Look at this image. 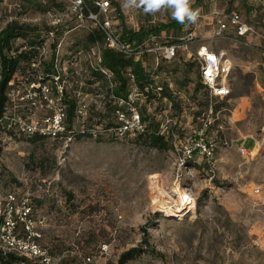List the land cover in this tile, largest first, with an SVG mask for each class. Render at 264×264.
Segmentation results:
<instances>
[{"label":"rangeland","instance_id":"1","mask_svg":"<svg viewBox=\"0 0 264 264\" xmlns=\"http://www.w3.org/2000/svg\"><path fill=\"white\" fill-rule=\"evenodd\" d=\"M117 1L125 26L132 30L175 20L170 8L150 13L139 0L135 6ZM190 6L199 11L190 50L203 45L225 52L232 63L231 99L217 109L220 101L211 102L204 88L194 90V71L188 74L187 86L180 87L184 52L172 64L173 75L162 72L157 81L161 83L163 77L179 89L182 110L174 109L179 115L172 117L187 131L198 129V117L212 108L210 135L218 145L217 179L227 188L198 179L196 214L181 218L182 212L195 208L185 201L188 191L176 176L170 154L137 144L135 136L113 141L102 129L100 141L47 139L34 144L0 129V200L9 193L19 201L28 200L35 242L47 250L53 264H118L122 252L142 243L143 229L158 255L145 253L126 264H264V0H190ZM231 11L240 13L252 28L246 38L216 35L217 14ZM52 20L48 13L37 11L20 19L41 31L44 50L38 59L50 61L58 44L65 60L79 50L88 51L87 32L70 21L59 37L46 35ZM35 64L33 69L39 71L40 63ZM99 87L104 90L99 83L84 90L90 94V112L100 109L104 99ZM18 89L15 100L24 103L19 108L22 114L40 117L44 104L32 106L26 97L30 86ZM160 107L158 101L150 107L157 121L169 113V105L163 111ZM160 212L176 219L164 218ZM17 234L26 237L21 224Z\"/></svg>","mask_w":264,"mask_h":264},{"label":"trees","instance_id":"2","mask_svg":"<svg viewBox=\"0 0 264 264\" xmlns=\"http://www.w3.org/2000/svg\"><path fill=\"white\" fill-rule=\"evenodd\" d=\"M110 1L112 3L113 15L115 17L113 21L114 29L121 39L132 44V46L141 43L149 35L167 37V34H170L171 32L176 33L177 36H168L171 37L169 40L170 43H177V38L183 36L192 27V23L185 22L184 24H181L174 20L170 23L161 24L154 28L140 27L132 30L127 28L124 24L123 15L120 11V3L117 0ZM86 2L88 3V8L92 9V0H86ZM30 11L48 13L53 20L56 17H63L62 22L58 25H48V27H46V35H51V33H53L52 36L56 35V37H59V31L65 24L71 22L75 24V27L78 24L73 14L68 13L67 4L61 0H2L0 3V129H8L7 132L10 136L23 137L34 144L43 142L47 139L72 142L76 139L98 138L96 140L100 141L102 137L100 131L102 129L106 132L108 131L107 133L111 135V140L117 141L127 137H120L115 133L109 132L110 129H113L118 125L116 112L119 107L117 99H127L133 86H136L140 93L137 102L141 107L145 130L142 133L135 135V142L144 145L149 149L169 153L171 162L175 166L178 161V155L175 151L174 145L176 142L183 140L185 135L191 133L193 129L187 131V129L181 126L180 122L174 120L172 117V114H175V112H172L174 109L178 110L179 113L182 110L180 105L182 98L179 95V89L174 87L172 81H167L165 78L160 77L161 83H159L157 78L162 72L168 74L167 76L173 75V72L176 69L172 67V64H174L180 57L185 56L182 54L183 52L180 54L181 51H179L176 58L169 63L160 59L159 64H157L156 61V58H159V55H125L107 48L102 32L91 23H86V28H84L85 32H87L85 35V42L86 45L90 46L87 50L94 49L95 51L101 52V66L105 67L112 73L111 79L108 80L101 71L96 68V63L93 60L83 58L80 60L78 68H76L80 69V76L70 74L68 76H61V78L56 81L54 79V52L56 45L54 46L53 55L50 61L45 62L40 58L38 59V56H42L41 52L44 50V38L40 36L41 31L36 25H30L20 21L23 15ZM245 22L247 23V21ZM226 33L232 34L231 31H227ZM242 38L246 37H241L239 39ZM209 50L212 52H220L211 49ZM79 51L74 54H77ZM185 57V62L183 64V67L185 68V76L183 80L179 81L180 87L185 88L187 86L188 82H190L188 74L191 71H194L196 82L194 90L197 92L199 88H204L207 95H209L207 88L201 82L199 67L196 61L193 58ZM32 61L36 63L38 62V64L40 63L39 71L33 69ZM68 69L70 70V73L73 72L70 66H68ZM152 69H155L156 71L154 70L151 72ZM130 75L134 76L133 83L130 80ZM97 83L104 88L103 90L99 87L102 94L104 93V99L99 103L100 109H94L90 112L91 104L89 105L88 102L90 94L84 90L86 89V86L92 87ZM36 84L46 86L50 98H52L64 110V131L57 134L55 137L43 136L37 132L26 133L20 128V124L23 121H28L29 117L34 113L23 115V109L19 108H24V103H17L16 100L12 99L11 93L19 91L18 88L20 85L28 87ZM69 86H74L76 90H68ZM156 87H162V91L159 93L155 92L154 89ZM229 88L230 94L227 97L214 100L221 102V105L218 106L217 109L231 99L232 88L230 82ZM37 92L39 93L40 90L37 89ZM77 92H80L81 95H78ZM39 97L40 94L37 100L41 104H44L43 113L40 115L41 117L47 115L50 112V109ZM157 101L158 104L162 103V107H160L161 111L165 110V106L169 105V113H167L168 115H165L166 119L162 121H157L155 115L150 111V107L154 103L156 104ZM80 103L88 104V111L83 120L82 118H79L77 114ZM18 111L20 112V115H17ZM27 111L29 110L27 109ZM176 115L179 114L176 113L175 116ZM168 119L174 121L175 125H170V123L167 124ZM211 127L207 130L206 136L214 143L216 155L218 145L217 141L210 135ZM198 179H202L213 187L215 186L222 190L227 188V185L220 183L217 179L216 167L214 170H210L204 160L199 161L195 157L186 159L184 167L179 173L178 180L183 188L188 190L194 197L195 209L194 211L184 212L178 217H190L196 214L198 202L194 192V186ZM204 193L205 195L209 194L210 196V191L208 189H206ZM160 213L163 214V212ZM163 216L167 219H176L169 217L166 214H163ZM145 253L158 255V251L152 247L148 240V232L143 229L142 243L122 252L119 256L118 264H126ZM21 261L22 258L18 257L15 253H3L0 251V264H20Z\"/></svg>","mask_w":264,"mask_h":264},{"label":"built area","instance_id":"3","mask_svg":"<svg viewBox=\"0 0 264 264\" xmlns=\"http://www.w3.org/2000/svg\"><path fill=\"white\" fill-rule=\"evenodd\" d=\"M67 4L68 13L73 14L77 20V29L86 28V23H91L97 27L103 34L104 42L107 48L113 49L125 55H142L154 54L159 55L156 58L157 64L160 59L164 62H171L176 58L179 51L186 53L188 58H193L198 67L202 84L207 88L209 100L212 102L215 99H224L230 94L229 75L232 69V63L225 52H212L206 46L200 45L195 52L190 50V47L195 43L197 24L194 23L189 31L178 39L177 43H169L171 37L149 35L141 43L135 46L121 39L116 33L113 25L115 19L110 0H92V9L88 8L86 0H61ZM2 0H0V3ZM199 18V17H198ZM63 17H56L52 21V25L56 26L61 23ZM217 36L226 34L231 31L237 39L245 37L252 28L242 19L239 13L233 11L231 13H218L216 16ZM53 33H51L52 35ZM165 39L162 42V39ZM54 61V79L57 81L61 76L70 74L80 76L78 64L81 59L93 60L96 68L110 80L112 73L101 66V52L94 49L87 53L81 50L77 54L70 55L68 60L62 58L61 45L58 44L55 49ZM33 61L32 65L36 66ZM72 69V73L68 69ZM130 80L134 82V76L130 75ZM1 80V70H0ZM37 89L40 92H37ZM27 98L32 102V106H36L39 94L42 101L50 109V112L41 117H29L28 121H23L20 128L26 133H39L47 137H55L57 134L64 131L63 121L65 113L63 108L57 104L49 96V91L46 86L31 85L28 90ZM155 92L162 91V87H156ZM81 95L80 92H77ZM17 93H11L12 99L15 100ZM139 90L133 86L131 93L126 98H118L117 103L119 109L116 112L117 127L109 131L116 135L135 136L145 130V123L142 119L141 107L138 104ZM19 98V97H18ZM24 101V97L22 98ZM88 111V104L80 103L77 114L79 118H84ZM209 113H203L198 120L200 126L191 133L185 135V138L175 143V151L178 155V161L175 166L177 168L176 176L179 177L181 169L184 167L186 159L195 157L199 161H206L210 170L216 167L215 145L206 136L207 130L212 126ZM175 125L171 119L167 120V124ZM188 191V190H187ZM185 201L192 204V209L195 208V200L192 194L188 191L185 196ZM191 209V208H189ZM188 210L185 212H189ZM184 213V212H183ZM31 207L28 200L19 201L16 195L9 193L3 200H0V251L3 253H16L22 261L20 264H53V259L46 249H42L36 242V235L31 231L30 221ZM181 215V214H180ZM24 227L26 237H19L17 234L18 225ZM90 260V259H88Z\"/></svg>","mask_w":264,"mask_h":264},{"label":"clouds","instance_id":"4","mask_svg":"<svg viewBox=\"0 0 264 264\" xmlns=\"http://www.w3.org/2000/svg\"><path fill=\"white\" fill-rule=\"evenodd\" d=\"M129 5H137V0H127ZM139 5L144 6L145 12L155 13L162 8L172 9V17L178 23H195L199 11L193 10L190 6V0H139Z\"/></svg>","mask_w":264,"mask_h":264},{"label":"bare ground","instance_id":"5","mask_svg":"<svg viewBox=\"0 0 264 264\" xmlns=\"http://www.w3.org/2000/svg\"><path fill=\"white\" fill-rule=\"evenodd\" d=\"M185 202V201H184ZM192 203V202H191ZM185 204V203H184ZM193 204V203H192ZM184 206V205H183ZM189 210V209H188ZM173 212V211H172ZM183 213V212H182ZM177 214V213H176Z\"/></svg>","mask_w":264,"mask_h":264}]
</instances>
